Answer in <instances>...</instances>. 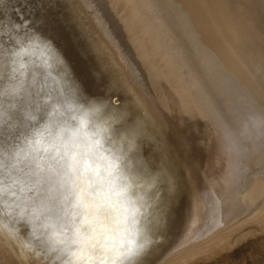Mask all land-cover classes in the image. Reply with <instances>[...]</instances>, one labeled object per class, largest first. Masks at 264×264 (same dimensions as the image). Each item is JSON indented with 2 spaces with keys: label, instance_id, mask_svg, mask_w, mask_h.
<instances>
[{
  "label": "snow or ice",
  "instance_id": "1",
  "mask_svg": "<svg viewBox=\"0 0 264 264\" xmlns=\"http://www.w3.org/2000/svg\"><path fill=\"white\" fill-rule=\"evenodd\" d=\"M59 9L37 0L34 23L0 30V237L16 264H145L182 178L166 150L147 158L143 121L73 76Z\"/></svg>",
  "mask_w": 264,
  "mask_h": 264
},
{
  "label": "water",
  "instance_id": "2",
  "mask_svg": "<svg viewBox=\"0 0 264 264\" xmlns=\"http://www.w3.org/2000/svg\"><path fill=\"white\" fill-rule=\"evenodd\" d=\"M190 1L60 0L62 28L54 43L73 76L89 91L111 98L121 111L143 121L146 135L142 148L147 158L166 150L182 178L178 205L165 208L166 228L162 225L151 233L153 243L145 264L161 262L165 257L156 261L153 258L165 244L166 253L174 250L165 262L186 251L192 236L201 233L206 222L211 225L218 215L228 212L230 202L220 199L236 186L226 182L225 177L229 171L227 161L235 155L227 136L234 130L229 132L227 126H234L223 122L228 121L224 100L218 105V93L223 91L221 71L226 68L222 61L226 63L228 58L219 53L218 47L215 49L216 35L208 30L210 21L201 22L198 17L201 4ZM36 4L37 0H4L0 5V30L9 22L34 23ZM144 11L155 15L146 16ZM259 29L254 41L264 64V26ZM168 33L175 35L170 49ZM111 40L125 54L111 52ZM121 55L131 63L130 69L126 66L129 76L121 66V76H111L110 68L116 66L113 63ZM204 69L210 76H205ZM198 76L212 82L204 85ZM244 124L250 134L257 132L260 137L262 131L255 119L245 118ZM212 208L214 215L207 218ZM161 237L174 241L173 247ZM8 245L0 237V264H16Z\"/></svg>",
  "mask_w": 264,
  "mask_h": 264
},
{
  "label": "bare ground",
  "instance_id": "3",
  "mask_svg": "<svg viewBox=\"0 0 264 264\" xmlns=\"http://www.w3.org/2000/svg\"><path fill=\"white\" fill-rule=\"evenodd\" d=\"M194 1L200 3L202 6L200 7L201 13L198 12L201 22L210 21L208 22V30L217 37L212 36L216 40L215 49L218 47L219 53L228 58L226 63L222 61L226 68L223 66L225 69L221 71L223 91L222 93H218L221 95L218 105L222 104L224 100V117L228 121L224 120L223 122L234 126L233 129L227 126L229 132L234 130L232 134L227 136L233 143L232 148L235 155L227 161L226 166L229 171L225 177L226 182L231 181L229 183H234L236 186L232 187L234 188L232 192L223 193L224 196L220 199L222 202H230L227 205L228 212L226 211L218 215L215 218L216 221H213L211 225H208V222H206L205 227L201 228L202 232L192 236L193 239L188 244H191L190 247L186 251L178 253L177 255L179 256L175 255L177 257L174 256L167 262L164 261L174 251L172 248L174 241L170 242L169 237H161L163 242L171 245L172 250L166 253L168 251L165 249L166 244L164 245L165 248L162 247V249L158 250L153 260L165 258L157 264H180L190 261L193 257L191 255L199 250L203 253L204 248L212 246L221 235H229L231 233L229 231L240 227L239 225L241 224L243 226L235 232L243 228L245 229L253 223H244L251 222L257 217L263 216L264 218V64L260 60L254 41L257 29L256 25L259 27L260 25L264 26V0ZM166 11L167 9L164 10V12ZM145 12L143 14L146 16L155 15L151 11L149 13L148 11L147 13ZM160 20H162V17ZM168 35L169 38L167 37L166 40L170 39L168 43V48L170 49L175 44V35L174 33H168ZM105 44L109 47L106 42ZM109 48L111 52L115 51L117 54L118 52L125 54V51L121 47L120 49L117 48L114 40L110 43ZM198 60L201 62L202 57H199ZM113 64L116 66H109L112 67L110 68L111 76H121L119 73L121 72V67L123 70L125 69L126 75L129 76L128 68L130 69L131 63L127 56L121 55ZM126 66L128 67L127 69ZM201 66L207 67L205 64ZM204 71L207 73L209 70L204 69ZM193 75L195 76V74ZM205 76L210 75L207 73ZM198 77H200V81L204 85L212 82L210 78ZM245 118H253V120L255 119L258 122L262 136L260 135L259 137L257 132L254 135L248 132L244 124ZM209 210L211 213H207V218L214 215V213L212 214L213 208ZM165 212L166 209H164V217ZM163 226L166 228V222L163 223ZM190 227L191 225L188 226V228ZM192 230L194 232L195 228ZM254 230L256 231V229ZM254 230L253 232H255ZM235 232L232 231V235ZM8 250L13 256L14 252H11L10 245H8Z\"/></svg>",
  "mask_w": 264,
  "mask_h": 264
},
{
  "label": "rangeland",
  "instance_id": "4",
  "mask_svg": "<svg viewBox=\"0 0 264 264\" xmlns=\"http://www.w3.org/2000/svg\"><path fill=\"white\" fill-rule=\"evenodd\" d=\"M259 33L260 29L257 27L256 34ZM249 223L253 224L235 232L243 226V224L239 225L240 227L232 230L235 232L234 235L232 231H229L231 233L227 236L221 235L212 246L204 248L203 253L201 250H199L201 252L196 251L191 255L193 257L190 261L180 264H264V218L257 217L244 224Z\"/></svg>",
  "mask_w": 264,
  "mask_h": 264
}]
</instances>
